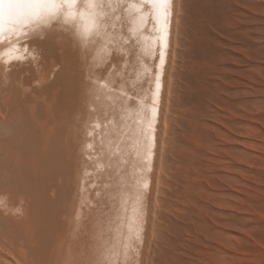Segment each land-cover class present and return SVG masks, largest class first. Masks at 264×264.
I'll return each mask as SVG.
<instances>
[{
	"label": "bare ground",
	"instance_id": "obj_1",
	"mask_svg": "<svg viewBox=\"0 0 264 264\" xmlns=\"http://www.w3.org/2000/svg\"><path fill=\"white\" fill-rule=\"evenodd\" d=\"M92 2L83 19L13 37L17 51L0 42V264H144L148 253L178 0L166 48L154 17L124 7L140 0ZM21 15L20 0H0V26Z\"/></svg>",
	"mask_w": 264,
	"mask_h": 264
},
{
	"label": "rangeland",
	"instance_id": "obj_2",
	"mask_svg": "<svg viewBox=\"0 0 264 264\" xmlns=\"http://www.w3.org/2000/svg\"><path fill=\"white\" fill-rule=\"evenodd\" d=\"M178 20L144 264H264V0H178Z\"/></svg>",
	"mask_w": 264,
	"mask_h": 264
},
{
	"label": "snow or ice",
	"instance_id": "obj_3",
	"mask_svg": "<svg viewBox=\"0 0 264 264\" xmlns=\"http://www.w3.org/2000/svg\"><path fill=\"white\" fill-rule=\"evenodd\" d=\"M78 0H20L22 5V15L15 22H6L3 26H0V42L5 40L12 45V50L17 51L18 46L15 45V41L19 40L21 36H28L29 32L26 29L32 27L42 26L46 21L56 19L58 16H63L65 23H72L78 16L83 19L88 15L87 10L93 9L96 5L92 0H85L83 8L85 11H78L77 9ZM125 8L130 11L134 10L135 14L139 17L140 22H145V17L150 16L155 18L156 24L159 26L161 34V40L163 41L162 47H167V38L169 33L170 18L173 13V0H140L139 3L125 4ZM88 29H84L83 34H87ZM19 59V56L14 57ZM160 65L164 64V53H160ZM161 84L159 77L155 83L154 98L158 97L160 92ZM157 109L152 107L151 116L152 121L156 119ZM91 148L89 144L87 146ZM151 156V152L148 153ZM147 187V184L144 185ZM103 264V262H99Z\"/></svg>",
	"mask_w": 264,
	"mask_h": 264
}]
</instances>
